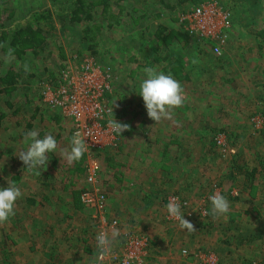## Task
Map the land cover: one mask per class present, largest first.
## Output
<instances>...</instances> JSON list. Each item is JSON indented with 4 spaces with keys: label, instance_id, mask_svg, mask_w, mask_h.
Segmentation results:
<instances>
[{
    "label": "rangeland",
    "instance_id": "obj_1",
    "mask_svg": "<svg viewBox=\"0 0 264 264\" xmlns=\"http://www.w3.org/2000/svg\"><path fill=\"white\" fill-rule=\"evenodd\" d=\"M125 1L120 23L109 28L96 10L89 23L99 26L90 35L94 54L80 42V25L64 33L59 27L42 52L43 59L27 53L32 67L26 72L34 78L22 77V88L29 85V96L44 113L33 129L54 137L60 134L58 149L70 148L66 135L70 124L60 118L48 120L53 113L40 103L38 84L45 77H57L68 65H79L88 54L95 56L111 71L108 99L119 124L127 125L115 148L84 153L82 167L94 170L95 187L106 193L109 216L120 222L115 229L103 225L100 231L125 229L146 237L149 248L142 264H207L216 258L217 264H264V215L213 217L208 200L214 190L219 191L216 181L248 179L252 160L264 170V129L255 126L264 116V0H215L232 15L228 40L219 56L194 37L184 40L174 35L185 32L180 23L183 12L204 0L182 4L171 0L175 8L166 10L143 0ZM42 6L49 2L0 0V21L8 25ZM156 10L159 17H154ZM143 12L146 16L138 18ZM158 22L172 34L167 43L154 36ZM155 44L158 50L153 51ZM156 53L183 57L192 78L181 83L185 103L159 122L149 118L137 94L146 66L164 73L165 62L154 60ZM8 64L0 66L4 69ZM13 124L6 122V126ZM182 126L186 134H181ZM21 127L0 129V186L15 181L23 193L15 215L0 223V264H95L93 221L80 208L79 199L78 206L73 202L74 192L86 185L84 173L75 170L79 160L69 163L58 151L40 173L29 171L17 155L24 147ZM257 178L264 179V172ZM235 187L231 190L236 193ZM172 197L187 201L182 210L193 231L167 219L165 205ZM26 198L34 203L27 204ZM235 203L243 206V201ZM255 219L258 230L238 232ZM249 238L254 240L245 244L248 247L235 248V243ZM122 246L119 235L111 254L124 255Z\"/></svg>",
    "mask_w": 264,
    "mask_h": 264
},
{
    "label": "built area",
    "instance_id": "obj_2",
    "mask_svg": "<svg viewBox=\"0 0 264 264\" xmlns=\"http://www.w3.org/2000/svg\"><path fill=\"white\" fill-rule=\"evenodd\" d=\"M231 19L229 9L215 0H204L185 12L180 18V23L188 36L208 45L212 53L219 56L228 40ZM111 83L110 69L99 64L94 58L84 56L79 65L66 66L52 83L44 84L40 90V103L70 124V139L75 132L81 133L87 142L85 153L105 151L115 148L118 144L120 132L114 131L112 124L115 121L119 123V120L108 99ZM255 126L264 129V116L257 119ZM94 168L96 170V166ZM94 175V170L90 171L88 167L80 202L84 210L90 213V219L96 227V237L103 225L112 230L119 227L120 222L109 216L106 193L95 187ZM179 201L182 208L187 206L186 201ZM169 218L171 217L168 216L167 219L170 220ZM118 231L123 241L124 255L103 256L99 253L95 241V264H142L149 248L148 239L125 229ZM182 252L186 257L189 255L185 251ZM202 256L200 255L201 261ZM207 264H217V258L208 260Z\"/></svg>",
    "mask_w": 264,
    "mask_h": 264
},
{
    "label": "trees",
    "instance_id": "obj_3",
    "mask_svg": "<svg viewBox=\"0 0 264 264\" xmlns=\"http://www.w3.org/2000/svg\"><path fill=\"white\" fill-rule=\"evenodd\" d=\"M49 6H42L41 9H35L32 12L27 13L21 18L13 19L8 25H3L0 21V63H9L4 69L0 66V129L18 128L21 127V133L19 138H23V135L28 130H32L35 124L41 122L44 118V113L40 111V105H34L32 98L28 93L29 85L23 89L21 84V78L25 77L28 80L34 78L33 73H27L26 70L32 67L30 64L31 59L26 58L27 53L31 52L34 59L40 60L42 58V52L45 48L53 42V36H56L58 28L60 27L64 33L68 29H74L77 25L81 27V37L80 42L83 43V47L94 54L92 41L90 35H93L99 29V26L93 23L95 14L99 13L102 20L107 22L106 26L109 28L114 24H119L120 14L125 9V0H47ZM148 3H153L157 9H174L171 4V0H143ZM196 2L198 0H175L176 3H186V2ZM114 7V9H113ZM264 8V4H263ZM99 9V10H97ZM97 10V11H96ZM186 12V11H185ZM183 12V13H185ZM146 13L139 15L144 17ZM154 17H159L161 14L156 10ZM10 17L13 16V11L9 12ZM57 21V24H56ZM58 25V26H57ZM164 24L158 22L154 31V36H156L158 41L167 43L172 34H168ZM259 33H257L258 35ZM262 32L259 34L261 35ZM184 40H188L190 37L188 34L174 33ZM194 39V38H193ZM91 44H90V43ZM201 43V42H199ZM167 45V44H165ZM201 47V46H200ZM153 51L158 47L153 45ZM88 54L89 57L95 59V56ZM157 57L154 60L164 61V67L162 71L165 74H171L180 83L189 82L192 80L191 74L186 70V61L181 56L175 54H165L161 56L160 53H156ZM87 56V55H86ZM160 56V57H159ZM11 61V62H9ZM153 62V61H151ZM21 63V64H20ZM25 63V64H23ZM29 67H26V66ZM28 68V69H27ZM26 79V81H27ZM55 78L45 77L42 79V83L39 82V90L43 88L44 84H50ZM29 82H26V84ZM24 87V86H23ZM22 91V94L20 93ZM30 105H33V111L30 109ZM41 107V106H40ZM63 119L58 116V114H53L48 120L55 121ZM14 121L12 126H6V122ZM68 132V131H67ZM41 136L45 132H40ZM67 137L70 135L69 132L66 133ZM60 134H56L55 138L60 137ZM120 139V135H119ZM167 148V145L165 146ZM84 164V155L79 159V165L77 163L75 170L86 175L87 168L82 165ZM262 173H260L261 175ZM249 184L251 181L249 180ZM252 191L254 187H251ZM84 188H80L78 191L74 192L73 202L76 204L79 199L80 194ZM230 193L229 191L227 192ZM79 195V196H78ZM25 202L27 204H32L34 201L30 198H26ZM187 202V201H186ZM82 204L80 202V208ZM83 208V207H82ZM92 222V220H91ZM93 224V231L96 233V227ZM229 226V225H228ZM150 242V241H149Z\"/></svg>",
    "mask_w": 264,
    "mask_h": 264
},
{
    "label": "clouds",
    "instance_id": "obj_4",
    "mask_svg": "<svg viewBox=\"0 0 264 264\" xmlns=\"http://www.w3.org/2000/svg\"><path fill=\"white\" fill-rule=\"evenodd\" d=\"M144 78L139 84L138 95L142 97L147 115L154 122L164 118H170L173 110L180 108L186 101L182 84L171 74L157 71L155 67L144 68ZM127 125H121L115 121L113 130L121 132ZM23 149L17 154L19 159L29 171L40 173L49 161L51 155L61 152L64 159L69 163L78 161L87 151V142L79 131L75 132L70 139V148L58 149V141L49 132L43 136L38 130H28L23 135ZM22 191L15 181L7 182L6 186H0V223L7 222L15 215L16 202L22 198ZM210 202V214L213 217H226L230 211V201L225 194L214 191L208 196ZM169 217L179 222L182 229L193 231V225L184 218L182 204L178 197L168 200L165 205ZM119 231L111 233L100 231L96 235V245L99 253L107 256L112 252L113 241L118 238Z\"/></svg>",
    "mask_w": 264,
    "mask_h": 264
},
{
    "label": "crops",
    "instance_id": "obj_5",
    "mask_svg": "<svg viewBox=\"0 0 264 264\" xmlns=\"http://www.w3.org/2000/svg\"><path fill=\"white\" fill-rule=\"evenodd\" d=\"M182 115V119H183ZM184 120V119H183ZM182 121V120H181ZM184 122V121H183ZM188 126V123L186 122V126ZM181 134H186L187 132H184V127L181 128ZM248 179H227L226 181H216L217 184H219V191L222 192L227 196L229 201H243V206L236 204L235 202H230V206L232 208L230 209L229 213H232L231 216H234L238 214L239 216H251L253 218H259L260 216L264 215V189L260 188L261 184H264V179H258V175L260 173H263L264 170L258 167V162H254V160L251 161V167L248 171ZM235 177V176H234ZM249 180L251 181V184H249ZM245 181V184L243 182ZM234 185L237 188L236 193L231 190ZM245 185V186H244ZM254 187L253 191L252 188ZM204 191V189H202ZM212 190L210 189V192ZM215 191V190H214ZM230 192L229 194L227 192ZM245 191V194H242V192ZM236 194V195H235ZM241 209H245L244 213L241 211ZM257 224L256 219L253 220L252 224L247 225L248 227L246 229H239L238 232L242 231H248L249 233L254 232L258 230V227L255 226ZM251 240L254 239H247L246 241H239L238 243H235V248L240 249L242 245L245 247H248V245H245L247 243H251ZM231 247H233L232 243ZM71 250V249H70ZM248 256L246 255L245 258ZM85 261V260H84ZM86 262V261H85ZM82 263V261H80ZM91 264V263H90Z\"/></svg>",
    "mask_w": 264,
    "mask_h": 264
}]
</instances>
